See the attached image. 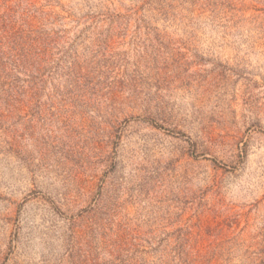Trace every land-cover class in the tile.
<instances>
[{"label":"rangeland","instance_id":"obj_1","mask_svg":"<svg viewBox=\"0 0 264 264\" xmlns=\"http://www.w3.org/2000/svg\"><path fill=\"white\" fill-rule=\"evenodd\" d=\"M9 32L0 264H264V0H0Z\"/></svg>","mask_w":264,"mask_h":264},{"label":"trees","instance_id":"obj_2","mask_svg":"<svg viewBox=\"0 0 264 264\" xmlns=\"http://www.w3.org/2000/svg\"><path fill=\"white\" fill-rule=\"evenodd\" d=\"M6 26H7V24H6ZM20 38L21 37L14 32H9V34L7 35L6 38H2V40H4L9 45V49H8L9 51L8 52H4L1 50V48H3V46H4V44H2V42L0 40V60H2L4 55H7L8 56V57L6 56L7 58H9V57H12L13 59L16 58V60L11 62L14 64L13 65L14 67L10 68V69H7V67L5 66V64H7L8 60L6 62L0 61V78H2V80H5L4 82H2L1 90H4L2 88V87H4V85H6L8 87L15 85L16 79H17L16 76H14V78L11 79L10 81H7L8 79H10V77H13V75H14L12 73V69L16 68V66H18L20 63L25 61V58H30L33 56V53L31 54V49H26V48H24L25 46L23 44L19 43ZM17 46H18V49H17ZM6 91L8 92V89H6Z\"/></svg>","mask_w":264,"mask_h":264}]
</instances>
